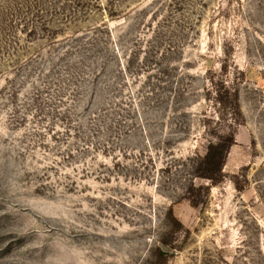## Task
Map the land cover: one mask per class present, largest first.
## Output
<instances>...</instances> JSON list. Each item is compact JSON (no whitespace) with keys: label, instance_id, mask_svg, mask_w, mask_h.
Wrapping results in <instances>:
<instances>
[{"label":"rangeland","instance_id":"rangeland-1","mask_svg":"<svg viewBox=\"0 0 264 264\" xmlns=\"http://www.w3.org/2000/svg\"><path fill=\"white\" fill-rule=\"evenodd\" d=\"M0 264H264V0H0Z\"/></svg>","mask_w":264,"mask_h":264},{"label":"trees","instance_id":"trees-1","mask_svg":"<svg viewBox=\"0 0 264 264\" xmlns=\"http://www.w3.org/2000/svg\"><path fill=\"white\" fill-rule=\"evenodd\" d=\"M211 154L212 153H210V154H208L207 155V160L210 162V163H214V161H217V164H219V167H220V170H219V172H220V174L222 173V170H223V165H224V158H219V159H216V158H214V157H211ZM216 172H208V171H206V172H203V174H202V177H206V178H210V179H212V180H214V181H218L219 179L218 178H215L216 177ZM222 175V174H221ZM221 177V176H220Z\"/></svg>","mask_w":264,"mask_h":264}]
</instances>
